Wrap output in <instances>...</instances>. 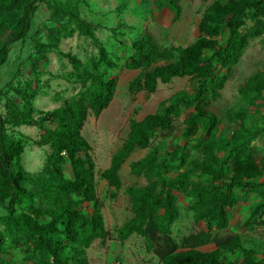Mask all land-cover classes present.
<instances>
[{"label":"trees","instance_id":"1","mask_svg":"<svg viewBox=\"0 0 264 264\" xmlns=\"http://www.w3.org/2000/svg\"><path fill=\"white\" fill-rule=\"evenodd\" d=\"M4 1L0 0V9ZM37 1L45 3L52 16L68 17L77 30L95 39L94 31L98 27L81 15L76 1L68 2L64 8L49 0ZM178 2L167 0L175 18L181 13ZM35 4L29 3L12 19L16 28V41L39 34L40 29L34 26L37 11ZM248 10H261L264 16V0L214 1L201 21V35L186 47L161 50L150 33H145L132 43L133 55L125 67L142 70V76L134 80L132 88H145L152 92L159 83L165 84L185 76L195 77L199 85L191 94L178 93L168 103L162 104L158 114L136 124L102 177L119 189L122 186L118 175L121 166L136 149H148L157 132L166 137L176 132L173 117L182 107L195 110L185 121L183 138L186 144L200 132L205 131L207 135L204 142L200 141L207 159L188 162L175 178L166 180L163 176L169 172L172 162L184 163L185 147H178L179 156L172 154L169 158L160 159L155 153H149L130 165L131 173L137 177L143 176L147 185L127 188L134 217L119 231V240L126 241L134 234L148 238L154 256L162 264H224V255L235 245V240L232 237L212 238L199 222H216L218 229L226 228L229 224L228 210L236 201L234 190L239 188L247 191L258 186L256 181L264 177V164L258 163L247 149L252 139L264 132L255 136L248 135L242 124L229 140H225L216 135L218 118L208 109L210 94L214 97L219 95V90L223 89L232 67L239 61L250 35L258 34V31L248 35L239 32ZM257 29L264 31V23L258 21ZM61 35V29L49 28L50 44L35 45V71L47 53L59 49ZM208 52L212 53L210 57L206 55ZM67 57L74 66L80 64L74 56ZM5 60H8L7 53ZM162 61L168 63L161 65ZM102 63L113 64L103 48L100 49V57L95 60L94 67ZM216 65L221 67L223 74L216 75ZM79 77L82 79V76ZM92 80L97 88L90 89L84 97L73 99L64 107L41 118V125L52 121L56 126L45 129L38 142V145H50L52 149L47 160V170L38 176L27 174L21 163L24 146L20 141L9 138L5 129L8 122L15 126L35 125L31 109L36 91L26 94L25 110L12 103L8 109L7 122L0 116V169L8 180L5 183L0 178V206L4 214L1 219L10 232L25 231L35 248L46 256L47 264H88L86 249L93 241L100 239L105 246L110 240L102 206L96 197L95 163L90 153L92 148L83 137L82 128L89 108L94 110L96 116L108 108L117 81L113 77L105 79L101 74L94 75ZM246 88L257 92V98L262 97L264 71L253 77ZM222 150L226 151V155L220 160L219 153ZM66 162L71 166L72 178L65 177L60 168ZM197 172L207 176L210 181L194 185L198 216L192 224V232L177 241L172 235V226L179 217L174 192L186 190L190 178ZM74 197L78 199L74 200ZM261 198L252 216L264 217V192ZM23 200L29 201L31 206L20 214L17 205ZM82 203L92 207L91 216L83 213L79 207ZM3 243L4 239L0 236V247ZM211 244L215 245L212 251L200 250ZM239 264H264V257L258 258L253 249H245L244 258Z\"/></svg>","mask_w":264,"mask_h":264},{"label":"rangeland","instance_id":"2","mask_svg":"<svg viewBox=\"0 0 264 264\" xmlns=\"http://www.w3.org/2000/svg\"><path fill=\"white\" fill-rule=\"evenodd\" d=\"M62 8L68 2L78 3L81 15L98 28L95 39L84 35L68 17L52 16L46 4L37 0H6L0 9V116L8 119V109L14 103L20 109L26 108V94L36 91L32 99L31 116L35 125H5L9 138L20 141L23 146L21 163L30 176H38L47 170V160L52 153L50 145H38L45 129L55 128L56 123L47 121L41 125V118L55 109L64 107L73 99H80L90 89L97 88L93 76L101 74L105 79L113 77L117 81L113 99L100 115L88 109V116L82 128L83 137L91 145V156L95 163L96 197L102 206L105 227L110 232V240L105 246L100 239L93 241L86 249L88 264H161L152 252L149 239L134 234L126 241L119 240V231L134 217L132 203L126 190L128 187H143L147 181L143 176L131 173L130 165L141 160L149 153H155L160 159L170 155L179 156L178 147H185V157L172 162L166 180L175 178L193 160H206L200 141L207 139L206 132L198 133L186 144L183 138L185 121L191 117L194 108L182 107L173 117L176 132L163 136L157 132L148 149H136L121 166L118 175L122 186L117 189L102 177L111 167L112 159L129 139L134 126L159 113L162 104L168 103L180 92L193 93L199 85L193 76L177 77L168 83H159L150 92L145 88H132L135 79L142 76V70H130L126 62L133 55L132 43L145 33L153 36L155 44L161 49H175L192 44L200 35V24L209 7L217 0H179L181 13L174 17L167 0H49ZM37 6L34 26L40 29L38 35L16 41V28L12 24L14 17L23 11L29 3ZM262 11L248 10L242 19L239 32L248 35L257 32L248 39L242 55L232 67L223 89L217 97L209 96L208 109L218 118L216 135L229 140L234 131L243 124L248 135L264 132V92L257 98V92L248 88L249 81L264 71V31L257 29L258 21L264 23ZM12 20V21H11ZM4 24V25H3ZM3 25V26H2ZM61 29L62 35L58 50H52L40 61L35 71L33 60L36 57L35 45L50 44L49 28ZM74 30L70 35L69 32ZM33 34V32H31ZM222 45V39H220ZM108 54L112 65L94 62L100 57V49ZM5 53L8 60L4 61ZM207 53V57L211 56ZM67 55L74 56L80 64L74 66ZM162 61L160 64H166ZM223 70L216 65V75ZM79 76H82L80 79ZM26 87L28 89H26ZM254 98H256L254 100ZM248 152L258 163L264 164V133L252 139ZM226 151L219 153L220 160ZM65 177L72 178L69 162L60 165ZM0 178H7L0 169ZM210 179L194 174L187 189L176 190L175 196L179 217L172 226V235L177 240L192 232V224L198 216L194 185L207 183ZM258 186L247 191L236 188V201L229 208V224L218 229L216 222L200 221V226L209 235L219 238L232 237L235 245L224 255V264H239L244 258L245 249H253L258 258L264 257V217L252 216L256 204L261 202L264 192V177L256 181ZM78 198L74 197V200ZM31 203L23 200L17 205L21 214ZM83 213L92 215V207L87 203L79 206ZM0 206V236L4 239L0 247V264H47L46 256L35 248L28 234L10 232L1 218L4 214ZM215 245L203 247L202 251H212ZM70 254L69 250H66Z\"/></svg>","mask_w":264,"mask_h":264},{"label":"crops","instance_id":"3","mask_svg":"<svg viewBox=\"0 0 264 264\" xmlns=\"http://www.w3.org/2000/svg\"><path fill=\"white\" fill-rule=\"evenodd\" d=\"M162 264V263H161Z\"/></svg>","mask_w":264,"mask_h":264}]
</instances>
